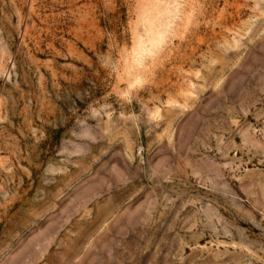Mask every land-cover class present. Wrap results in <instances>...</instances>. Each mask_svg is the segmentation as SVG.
Returning a JSON list of instances; mask_svg holds the SVG:
<instances>
[{
    "label": "rangeland",
    "instance_id": "rangeland-1",
    "mask_svg": "<svg viewBox=\"0 0 264 264\" xmlns=\"http://www.w3.org/2000/svg\"><path fill=\"white\" fill-rule=\"evenodd\" d=\"M0 264H264V0H0Z\"/></svg>",
    "mask_w": 264,
    "mask_h": 264
}]
</instances>
